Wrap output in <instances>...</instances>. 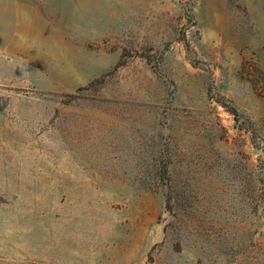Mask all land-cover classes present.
<instances>
[{
    "label": "rangeland",
    "instance_id": "1",
    "mask_svg": "<svg viewBox=\"0 0 264 264\" xmlns=\"http://www.w3.org/2000/svg\"><path fill=\"white\" fill-rule=\"evenodd\" d=\"M0 264H264V0H0Z\"/></svg>",
    "mask_w": 264,
    "mask_h": 264
}]
</instances>
